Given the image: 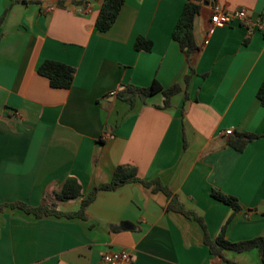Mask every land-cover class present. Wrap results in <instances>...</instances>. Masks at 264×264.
Here are the masks:
<instances>
[{
    "label": "crops",
    "instance_id": "crops-1",
    "mask_svg": "<svg viewBox=\"0 0 264 264\" xmlns=\"http://www.w3.org/2000/svg\"><path fill=\"white\" fill-rule=\"evenodd\" d=\"M80 1L0 0V205L74 211L125 165L169 187L190 215L168 209L170 198L141 182L99 193L85 218L6 205L0 264H107L104 252L117 249L130 250L133 264H263L258 248L212 253L205 234L215 239L233 214L211 195L218 190L242 205L226 238L264 237V33L237 19L209 32L212 2L194 0L198 49L189 63L172 37L187 0H125L106 31L96 27L104 0ZM216 3L246 7L254 20L264 13V0ZM139 36L153 42L150 51L136 49ZM45 60L75 69L70 88L38 72ZM154 80L181 87L168 106L161 92L133 104L118 96ZM236 132L259 137L239 151L229 143ZM68 177L83 195L59 200Z\"/></svg>",
    "mask_w": 264,
    "mask_h": 264
},
{
    "label": "trees",
    "instance_id": "trees-1",
    "mask_svg": "<svg viewBox=\"0 0 264 264\" xmlns=\"http://www.w3.org/2000/svg\"><path fill=\"white\" fill-rule=\"evenodd\" d=\"M78 3H83V1L81 0ZM124 3L125 0H104L96 19V27L100 31L108 30L116 21L117 16ZM59 5H63V2H60ZM199 12V3L195 2L194 0H187L172 33L173 39L179 43L180 48L186 53L189 63L192 59V53L198 49L194 35V26L195 19ZM135 47L138 50L150 51L153 47V42L143 36H139L136 39ZM38 72L49 79L51 86L65 89H68L72 86L75 76V69L72 66L55 60L43 61L38 67ZM188 77H190V75H187V79ZM180 91L181 87L178 84H175L169 88H164L160 82L154 80L148 87L126 85L118 92V96L121 99L133 104L137 95H140L142 97H149L161 92L165 98L164 106H168L170 103V98ZM257 97L260 103L264 106V81L257 91ZM257 137H259V135H256L254 133L236 132L235 135L230 138L229 143L235 149L243 151L248 143ZM128 182H141L146 186H153L154 191H163L167 195V197L170 198V202L167 207L168 209H175L184 213L185 215H190V213L185 211L183 206L178 203L176 195L173 194L169 187L160 184L157 180L148 181L142 179L138 176L136 168L125 165H120L116 168L115 173L109 182L95 185V187L89 192V194L81 199L80 206L77 210L65 212L58 210L53 205L46 203L40 204L38 206H33L23 201H16L9 204L0 205V211L4 206L8 205L11 207H18L26 213L34 214L37 217H42L45 215H55L85 218L90 204L99 195V193L108 190H115ZM82 195V186L75 177H68L63 183L61 189L55 193V197L59 200L75 199L81 197ZM211 195L216 199L230 205L233 208V214L242 209V205L239 202L238 198L233 195L226 194L218 190H212ZM233 214L222 226L221 231L215 239H212L206 232L205 242L209 246L210 251L216 255H222L223 249H232L241 252L258 248L264 264L263 236H257L252 239L238 242L230 241L226 238V226L232 218ZM226 261L227 264H239L232 260Z\"/></svg>",
    "mask_w": 264,
    "mask_h": 264
},
{
    "label": "built area",
    "instance_id": "built-area-1",
    "mask_svg": "<svg viewBox=\"0 0 264 264\" xmlns=\"http://www.w3.org/2000/svg\"><path fill=\"white\" fill-rule=\"evenodd\" d=\"M212 2V11L210 15L209 32L217 26H224L230 24L233 20H240L245 25L249 33L259 30L264 33V13H261L256 20H254L248 12L246 7H240L236 10H227L221 7L216 0H209ZM208 42V37L204 43ZM231 128L225 131L226 134H231ZM102 259L107 264H133L132 253L128 249H117L104 252Z\"/></svg>",
    "mask_w": 264,
    "mask_h": 264
},
{
    "label": "water",
    "instance_id": "water-1",
    "mask_svg": "<svg viewBox=\"0 0 264 264\" xmlns=\"http://www.w3.org/2000/svg\"><path fill=\"white\" fill-rule=\"evenodd\" d=\"M199 2H206V3H210L208 0H198ZM124 224H126V222H123L122 225L124 226Z\"/></svg>",
    "mask_w": 264,
    "mask_h": 264
}]
</instances>
